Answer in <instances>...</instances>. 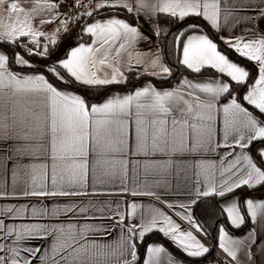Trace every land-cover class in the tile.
Segmentation results:
<instances>
[{
    "label": "snow or ice",
    "instance_id": "1",
    "mask_svg": "<svg viewBox=\"0 0 264 264\" xmlns=\"http://www.w3.org/2000/svg\"><path fill=\"white\" fill-rule=\"evenodd\" d=\"M25 2L31 7L0 0L8 13L6 23L0 18V199L35 198L37 203L0 208V264H197L210 247L156 204L49 205L46 198L90 195L93 186L118 183L121 193L153 197L168 209H179L177 216L207 236L208 229L192 216L201 198L223 201L235 190L264 186V0H74L72 7L81 11L63 17L64 0ZM105 8L126 12L133 20L147 17L151 35L113 14L84 24L76 39L86 35L90 43L78 42L52 59L69 24ZM162 16L169 25H161ZM57 21L54 31L44 30ZM176 24L182 27L173 31ZM237 28L239 34L219 37L229 51L209 34ZM142 42L152 47L140 50ZM169 48L179 66L196 74L210 69L216 75L203 82L182 77L170 89L146 82L98 102L70 87L124 84L128 72L168 79L173 73ZM229 52L252 62L256 75ZM28 57L48 63L38 68ZM221 147L230 151L218 165L212 157L221 155ZM45 152V162H23ZM229 156L234 158L228 161ZM184 158L193 159L191 169ZM162 194L190 199L164 200ZM244 204L242 210L235 198L216 206L217 215L224 214L231 227L249 225L241 239L233 238L223 221L216 223L218 247L235 264H264V201L246 198ZM105 220L112 223L91 222ZM154 233L168 238L190 262L145 243ZM37 240L48 243L32 244Z\"/></svg>",
    "mask_w": 264,
    "mask_h": 264
},
{
    "label": "crops",
    "instance_id": "2",
    "mask_svg": "<svg viewBox=\"0 0 264 264\" xmlns=\"http://www.w3.org/2000/svg\"><path fill=\"white\" fill-rule=\"evenodd\" d=\"M9 2H11V0H9ZM19 2L21 3V5L25 8H29L31 7V4L30 3H27L25 2V0H19ZM71 0H64V3L67 4V7L65 8H62L61 9V16H66V15H69L71 14L69 12V5L71 4ZM94 2V0H93ZM85 4H88V0L85 2ZM88 9H83V11H87ZM109 12L110 14H106L104 16H98L99 13H103V12ZM123 13H126V12H115L114 10H111V9H101L99 12H94L93 16L95 17L93 20L95 19H103L104 17H108V16H111L113 14L119 16V18H122V19H127ZM7 16H8V13L6 11H4V8L3 6H0V18H3L5 23L7 22ZM86 18V17H85ZM147 19V17H141L137 20H134L135 22L132 23L134 26L135 25H139L141 30L146 34V35H151V32L149 31V27H148V24H146L144 21ZM93 20L91 22H93ZM128 20V19H127ZM90 22V23H91ZM39 23V21H37V24ZM57 23H59L58 21L56 23H53L51 25H45L44 26V30L45 31H48V32H52L55 30L56 26H57ZM193 23H195L193 21ZM262 27H264V25H261ZM74 25L72 24H69V29L70 28H73ZM218 39L221 35H224V36H228V35H232V36H235L237 34H239L240 32V29L237 28L235 30H222L221 32L219 33H216L215 31H213ZM210 34V33H209ZM211 38H213L215 41H217L213 35H211ZM60 37H58L59 39ZM91 42V38H90V41L89 42H85V43H90ZM218 43L219 40L217 41ZM76 46V45H75ZM74 47V46H73ZM150 47H152L151 45L149 44H145V43H140L138 44V48L140 50H143V51H147ZM220 47L223 51H229L227 48L224 47V45L222 43H220ZM229 55H230V58L233 59L234 61H237L238 63H240L241 65H243L244 67L246 68H250L252 69V74L253 75H256V70L253 66V63L252 62H247L246 60L242 59V58H238V56L236 55H233L231 52H229ZM13 71H22V72H29L31 70L29 69H18V68H13L12 69ZM135 74V76L137 77V74L136 72H128L126 73V75L128 76V79H129V76L131 74ZM142 77H147V79H158V78H155V77H151V76H142ZM182 77H187V76H182ZM181 77V78H182ZM177 80L176 82L172 83V84H168V85H157L155 84L154 82L150 81V80H145L143 82H140L137 86H135L134 88H129L127 90H120V91H113V92H110L109 94L105 95L104 97L102 98H106L107 96H110V95H113V94H116V93H120V94H125V93H130V92H133L134 89L144 85L146 82H151L152 84L156 85L158 88L160 87H163V88H172L174 86H176L177 84H179L180 80ZM188 79L192 80L193 82H197V81H200V82H203L204 80H206L208 77H187ZM225 80L227 78H224ZM161 80V79H159ZM165 80V79H163ZM125 84V83H124ZM116 85H121V84H116ZM75 91V90H74ZM76 93L78 94H81L77 91H75ZM83 95V94H81ZM84 96V95H83ZM101 98V99H102ZM101 99L99 100H96V101H93V102H98V101H101ZM245 105H246V102H245ZM249 108H251V106H248ZM222 127H223V124H222V118L218 121V128H220L222 130ZM217 139L219 141L222 142V131L219 132L218 134V137ZM230 150L228 148H225V147H221L218 149V152L221 154V155H218V156H213L212 159L215 160V162L219 165V161L223 158L224 155H226ZM239 148H236L235 149V152L236 153H239ZM234 156H229L228 157V161H230L231 159H233ZM132 161L135 160V158H131ZM184 160L186 161V166L191 169L192 166H193V159H190V158H184ZM46 161V152L41 154L39 159L35 160V161H32V160H29L28 158H25L24 159V163L27 164V163H31V162H35V163H40V162H45ZM225 162V167L227 166V162ZM12 165L10 164L9 167H11ZM181 166H184L183 164H181ZM132 167V163L130 162L129 164V169H131ZM104 170V166H102L100 169H98V171H103ZM129 177H131V171H129ZM172 184L175 185L176 183V179L175 177H172ZM216 179H217V182H219L220 179H222V177L219 176V171L216 170ZM8 183V186L10 187L11 186V175L9 174L7 176V181ZM133 187L131 181H129L128 183V188L131 189ZM120 189V185L118 183L116 184H105V185H99V186H93L92 189H90V191H92L93 194H90V195H83V196H77V197H56V198H46V202L49 204V205H54L55 203H59L60 205H63L64 203L66 202H72V201H75L77 203H80V202H89V201H92V202H112L113 205H115L117 202H120V201H124V202H131V201H135V202H138V203H142V204H156L157 206H159L160 208H162L165 212H167L168 214L172 215L173 216V219L176 220L178 223L181 224V227L183 229H188V230H191L193 231V234L194 235H197V238L201 240L202 243L205 244V242L203 241V239L199 236V234H202L204 235L203 233H197L196 229L194 227H190L187 223V221H184L182 220L179 216H177L175 213L176 211H179V209L177 210H172V209H168L167 207H165V205L163 204H160L159 201H156L153 197H148V196H131L129 194H125V193H121L119 191ZM245 190H248L247 192H245ZM162 198L164 200H170V201H187L188 199H190V197L186 196V195H183V194H171V195H163L162 194ZM212 198V197H210ZM235 198H238L239 199V202H240V206L242 208V210L245 209V204H244V201L246 198H251L253 199L254 201H264V187L263 186H258L256 187L255 189H248V188H243V189H239V190H235L231 195L227 196L223 201L222 200H218V203L220 205V207H223V206H226V204L228 202H231L232 200H234ZM202 199H206V198H201ZM37 203V200L35 198H32L31 201H29L28 199H25V198H20V199H0V208H4V207H8V206H14V205H21V204H26V203ZM195 207L196 205L193 207L192 209V216L196 219L195 217ZM220 221H223L225 225H228V227L226 228L227 231H229V234L233 237V238H244V236L246 235V232H247V229H248V224H246L245 226L239 228V229H236L234 227H231L230 226V222H228L226 219H225V215L223 214V217L221 218ZM54 223H60V222H63V221H53ZM83 222V221H81ZM93 223H106V224H110L112 223L111 220H105V221H91ZM128 221L126 220L125 223H127ZM135 222V221H133ZM116 233L114 232L112 234V236H109L107 239L109 241H111L114 237H115ZM207 237H209L207 235ZM214 237V242L216 243V245L218 246V233L214 231V233L212 234V238ZM210 238V237H209ZM148 242H153V243H156L160 246H163L166 251L171 254L176 260L178 261H189L190 262V258H188L175 244H173L168 238L166 237H163L162 234H159V233H154L152 235H148L145 237V243H148ZM48 241H44V240H37V241H32V244L34 245H43V244H47ZM206 245V244H205ZM207 246V245H206ZM142 248H143V245L140 246V252L142 253ZM219 248V247H218ZM221 250V249H220ZM222 251V250H221ZM223 252V251H222ZM144 253H145V256H146V250L144 249ZM224 253V252H223ZM225 254V253H224ZM253 254L255 256V250H253ZM226 255V254H225ZM212 256V252L210 251L209 253H207L203 258H201L197 264H210L208 263V260L211 258ZM238 256L243 260V257H242V254L238 253ZM258 259V257H257ZM33 264H36V261L34 260L33 261Z\"/></svg>",
    "mask_w": 264,
    "mask_h": 264
},
{
    "label": "trees",
    "instance_id": "3",
    "mask_svg": "<svg viewBox=\"0 0 264 264\" xmlns=\"http://www.w3.org/2000/svg\"><path fill=\"white\" fill-rule=\"evenodd\" d=\"M106 14H110V13L107 11V12L99 13L98 16L100 17V16H104ZM123 14L130 22H132V23L135 22L132 19V17L129 16L127 13H123ZM94 18H95L94 16L92 18L83 17L80 22H78L74 25L73 28H70V31L66 35H63L62 38L60 37L59 38V40H60L59 51H57L55 53V55L52 56V59H59L63 55L65 49H70L71 47L77 45L78 42H89L90 37H88L86 35L83 37L82 41H77L76 37H77V33L82 30L84 24L90 23ZM193 21H191V22H193ZM188 22L189 21H187V20L185 21V23H188ZM194 22H196V21H194ZM200 22L203 23V21H200ZM160 23L162 26H167V25H169L170 22L165 17L162 16L160 18ZM180 27H182V25L176 24V25L172 26V30L174 31L176 28H180ZM209 33L211 35H213V37L217 41L219 40L217 35L213 31L209 30ZM16 51H19V52H21V54H23L22 49L17 48ZM28 58L30 60H32V62L35 63L38 68H40L41 65L48 63L47 60H38L36 57H28ZM167 62L169 64V66L173 69V73H172V76L170 78L165 79V80H159V79H154V78L153 79H147V77L137 78L135 76V74L132 73L129 76L127 83L121 84V85H111L109 87L101 88V89H90V88L81 87L79 85H71L70 87L73 90H75V91L83 94L84 96H86L90 101H96V100L101 99L105 95L109 94L110 92L134 88L140 82H143L146 79L154 82L157 85L163 86V85H168V84H172V83L176 82L182 76L209 77V76H215L216 75L214 73V71L210 70V69L204 70V72L202 74H196V73H192L190 70H187L184 67L179 66L176 63L175 59L171 56V48H169V56L167 58ZM247 191L248 190H245V192H247ZM217 205H219L217 199L206 198V199L200 200V202L198 204H196V207H195L196 220L203 223L204 227L208 229V236L210 237L211 240H214V237L212 238V234L214 233V231L216 233L215 224L220 222L221 218L223 217V214L217 215V207H216ZM209 216L214 217V219L211 221H208ZM209 223H211V225H212L211 227H209Z\"/></svg>",
    "mask_w": 264,
    "mask_h": 264
},
{
    "label": "built area",
    "instance_id": "4",
    "mask_svg": "<svg viewBox=\"0 0 264 264\" xmlns=\"http://www.w3.org/2000/svg\"><path fill=\"white\" fill-rule=\"evenodd\" d=\"M71 4L69 5V12L75 13L78 11H81V9L73 8L72 4L74 0H71ZM87 0H83V3H85ZM198 233V232H197ZM199 234V233H198ZM199 236L203 239L205 244L210 247V251L212 252L211 258L208 260V263L210 264H235L234 261H232L227 255H225L216 245V243L211 240L209 237L199 234ZM255 250V248H253Z\"/></svg>",
    "mask_w": 264,
    "mask_h": 264
},
{
    "label": "water",
    "instance_id": "5",
    "mask_svg": "<svg viewBox=\"0 0 264 264\" xmlns=\"http://www.w3.org/2000/svg\"><path fill=\"white\" fill-rule=\"evenodd\" d=\"M144 249H145V248H144V246H143V248H142V253H144Z\"/></svg>",
    "mask_w": 264,
    "mask_h": 264
}]
</instances>
